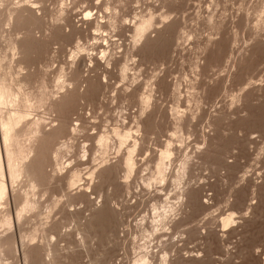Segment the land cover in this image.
Instances as JSON below:
<instances>
[{
    "label": "rangeland",
    "instance_id": "rangeland-1",
    "mask_svg": "<svg viewBox=\"0 0 264 264\" xmlns=\"http://www.w3.org/2000/svg\"><path fill=\"white\" fill-rule=\"evenodd\" d=\"M0 12V76L12 87L21 79L26 94L6 107L29 115L11 142L14 178L4 164L0 264H131L153 251L150 264L164 254L167 264L261 263L264 0H0ZM148 17L153 24L137 39L134 25ZM123 120L142 128L128 178L118 163L126 150L117 154L109 132ZM103 131L105 148L96 141ZM167 140L174 149L161 182L156 149ZM83 162L84 182L66 189V169ZM85 166L86 174L96 168L92 178Z\"/></svg>",
    "mask_w": 264,
    "mask_h": 264
},
{
    "label": "bare ground",
    "instance_id": "bare-ground-1",
    "mask_svg": "<svg viewBox=\"0 0 264 264\" xmlns=\"http://www.w3.org/2000/svg\"><path fill=\"white\" fill-rule=\"evenodd\" d=\"M32 5H34V4H32ZM15 8V7H14ZM107 9H108V7H106ZM10 9V8H9ZM12 9V8H11ZM19 9V8H18ZM21 9L22 8H20V10H18V11H21ZM25 10H26V8H24ZM7 10H8V8H7ZM29 9L27 8V11H28ZM18 11H14L13 10V14L11 15L12 17L13 16H16V18H18L20 15H21V13L23 14V9H22V12L20 13V12H18ZM30 11V10H29ZM35 11V10H34ZM6 12H8V11H6ZM31 12V11H30ZM32 12H33V10H32ZM31 12V13H32ZM1 13V12H0ZM25 13V12H24ZM30 13V14H31ZM10 14V13H9ZM0 15H2V13L0 14ZM8 15V14H7ZM25 15H26V13H25ZM88 15V13H86V15L85 16H87ZM10 16V15H9ZM22 16V15H21ZM24 16V15H23ZM22 16V17H23ZM30 16V15H29ZM34 16V15H33ZM32 16V17H33ZM135 16V15H134ZM138 16V15H137ZM148 16V15H147ZM142 17H143V15H142ZM19 18H21V17H19ZM85 18V17H84ZM137 18V17H136ZM167 18V17H166ZM166 18H164V19H166ZM27 19V17L25 18V20ZM102 19V18H101ZM160 19H162V18H160ZM164 19H163V21H164ZM34 20V19H33ZM84 20V19H83ZM104 20V19H103ZM129 20V19H128ZM10 21V20H9ZM16 21V20H15ZM138 21V20H137ZM162 21V20H161ZM11 22H13V21H11ZM99 22H101V21H99ZM124 22V21H123ZM130 22V21H129ZM133 22V21H132ZM131 22V23H132ZM152 21H151V17H148L147 19H144V18H142L138 23L136 22V25H134V32L135 33H133V35L136 37V36H145L143 33L145 32V30L150 26L151 27V24H153V23H151ZM165 22V21H164ZM83 23V22H82ZM92 23V22H91ZM106 23V22H105ZM160 23V22H159ZM22 24V23H21ZM83 24H85V23H83ZM90 24V23H89ZM162 24H163V22H162ZM29 25V24H28ZM27 25V26H28ZM92 25V24H91ZM131 25V24H130ZM102 26V25H101ZM153 26V25H152ZM96 27H97V24H96ZM95 27V28H96ZM93 28V27H92ZM87 29V28H86ZM89 29V28H88ZM94 29V28H93ZM150 28H148L147 30H149ZM95 30V29H94ZM101 30V29H100ZM132 30H133V27H132ZM146 30V31H147ZM102 32V31H101ZM97 33V32H96ZM106 33V32H105ZM137 38V37H136ZM142 38V37H141ZM138 39V38H137ZM136 40V39H135ZM134 40V41H135ZM140 40V39H139ZM15 45V44H14ZM14 47V46H13ZM77 50V49H76ZM79 50V49H78ZM107 51V50H106ZM102 52V50L100 51V53ZM72 53V52H71ZM112 53V52H111ZM103 55V54H102ZM110 56V55H109ZM112 56V55H111ZM98 57H100V56H98ZM105 57H106V55H105ZM104 57V58H105ZM90 58V57H89ZM102 58H103V56H102ZM111 58V57H110ZM1 59H3V58H1ZM95 59V58H94ZM109 59V58H108ZM93 60V59H92ZM113 60V59H112ZM2 61V60H1ZM81 61L83 62V60L81 59ZM98 61V60H97ZM101 61V60H100ZM106 61V60H105ZM116 61V60H115ZM89 62V61H88ZM73 63V62H72ZM80 63V62H79ZM91 63V62H90ZM98 63V62H97ZM82 64V63H81ZM109 64H110V62H109ZM125 64V63H124ZM1 65V64H0ZM2 65H3V62H2ZM73 65V64H72ZM91 65V64H90ZM100 65V64H99ZM104 65V64H103ZM93 66V65H92ZM102 66V65H101ZM105 66V65H104ZM107 67V66H106ZM125 67H126V65H125ZM2 68V67H1ZM0 68V69H1ZM77 68V67H76ZM79 68V67H78ZM90 68H91V66H90ZM89 68V69H90ZM95 68V67H94ZM105 68V67H104ZM127 68V67H126ZM125 68V69H126ZM3 69V68H2ZM1 69V70H2ZM75 69V68H74ZM93 69V68H92ZM122 70V73L121 74H124L125 72V69H124V67H122L121 68ZM5 71V70H4ZM120 71V72H121ZM127 71V70H126ZM82 72V71H81ZM7 73V72H6ZM77 74V76H81V75H78V72H76ZM104 74V73H103ZM126 74H127V72H126ZM1 75V74H0ZM22 75H24V74H22ZM106 75V74H105ZM5 76H6V74H5ZM5 76L3 75V76H0V200H2V198L4 197V195H5V191H6V186H5V183H4V181H5V179L3 180V177H4V175H3V171H4V164H5V166H6V169H7V173L9 174V178H10V176H12L13 178L16 176L15 174H16V172H18V171H16L17 169L16 168H14V169H16V170H13V163H14V161H13V156L16 154H14L13 155V150H12V152H11V149H12V147H11V145H14V144H11V142H14L15 140H16V138L18 137V132L20 131V127H19V124L21 123L20 121H21V118H23L24 120H25V116H26V114L27 113H25V111L24 110H20V108L21 109H23L22 107H20L19 108V110L17 109V110H15V109H13V108H7L6 107V105H14V107H15V105L18 103V102H16L15 101V99H16V95H18L17 93H19V90H21L20 88L21 87H19V85L21 86V84H23L24 82H22L21 81V79L19 80V82L17 83V81H15L16 83H17V86H15V84H14V81H12V83L14 84L13 85V87L15 86V88H13L12 86H11V83H7V78H5ZM11 76V75H10ZM75 76V75H74ZM30 77V76H29ZM28 77V78H29ZM121 77H122V75H121ZM10 78V77H9ZM95 78V77H94ZM93 78V79H94ZM108 78V77H107ZM15 79V78H14ZM96 79V78H95ZM124 79V78H123ZM7 80V81H6ZM10 80H11V78H10ZM9 80V81H10ZM97 80V79H96ZM95 80V81H96ZM101 80V79H100ZM100 80H98V81H100ZM22 82V83H21ZM84 82H86V79H85V81ZM105 82V81H104ZM21 83V84H20ZM65 84V83H64ZM88 84V83H87ZM97 84V83H96ZM68 85L70 86V84L68 83ZM58 86H59V84H58ZM57 86V87H58ZM17 87V88H16ZM60 87V86H59ZM65 87V86H64ZM97 87V86H96ZM69 88V87H68ZM72 88V87H71ZM87 88V87H86ZM89 88H91V87H89ZM103 88V87H102ZM62 89V88H61ZM84 89V88H83ZM26 90V89H25ZM59 90V89H58ZM65 90V89H64ZM69 90V89H68ZM75 90V89H74ZM105 90V89H104ZM22 91V90H21ZM66 91V90H65ZM87 92H89L88 90H86ZM102 91V90H101ZM124 91V90H123ZM23 92V91H22ZM25 92V91H24ZM23 92V93H24ZM64 92V91H63ZM22 93V94H23ZM59 93V92H58ZM69 93H70V91H69ZM82 93H83V91H82ZM19 94H21V93H19ZM25 94V93H24ZM28 94V93H27ZM30 94V93H29ZM61 94V93H60ZM94 94H95V92H94ZM146 94V93H145ZM26 95V94H25ZM31 95V94H30ZM98 95V94H97ZM97 95H94L95 97L97 96ZM147 95V94H146ZM144 96V95H142V96H144L143 97V99L142 98H140V100L142 101V104L144 103H149V101H148V96ZM19 96V95H18ZM70 96V95H69ZM27 97V96H26ZM73 97V96H72ZM96 99V98H95ZM19 100L21 101L22 99H21V97L19 98ZM18 100V101H19ZM25 100L26 99H24L23 101L25 102ZM67 100V99H66ZM100 100V99H99ZM146 100H147V102H146ZM16 102V104H15V102ZM31 101V100H30ZM141 101H139V102H141ZM28 102V101H27ZM26 102V103H27ZM40 102V101H39ZM99 102V101H98ZM20 103V102H19ZM28 103H30V102H28ZM22 103H20V105H21ZM62 104H63V102H62ZM67 104V103H66ZM100 104V103H99ZM141 104V105H142ZM4 105H5V107L7 108V113H5V114H3V112H5V111H1L3 108H5L4 107ZM22 105H24V104H22ZM26 105V104H25ZM28 105V104H27ZM65 105V104H64ZM17 106V105H16ZM3 107V108H2ZM13 107V106H12ZM18 107V106H17ZM24 107V106H23ZM2 108V109H1ZM27 108V107H26ZM32 108V107H31ZM66 108V107H65ZM65 108H63L64 110H65ZM141 108V107H140ZM61 109V108H60ZM60 109H58V110H60ZM96 109H98V108H96ZM144 109V108H143ZM143 109H141V111L143 110ZM27 110H29V109H27ZM175 109H173V110H171V111H173V112H175L174 111ZM34 111V110H33ZM100 111V110H99ZM145 111V110H144ZM98 112V111H97ZM143 113H145V112H143ZM99 115V114H98ZM24 116V117H23ZM27 116H29L28 114H27ZM26 116V117H27ZM81 116V115H80ZM83 116V115H82ZM174 116V115H173ZM30 117H32V116H30ZM30 117H28V118H26V119H29ZM121 117V116H120ZM92 118H94V117H92ZM80 119V118H79ZM82 119V118H81ZM179 119H181V118H179ZM192 119V118H191ZM37 120V119H36ZM125 120V119H124ZM124 120L122 121L124 124L126 123V121L124 122ZM127 120V119H126ZM134 120V119H133ZM136 120V119H135ZM182 120V119H181ZM84 121V120H83ZM131 121V120H130ZM137 121V120H136ZM140 121V120H139ZM34 122V121H33ZM33 122H31V123H33ZM39 122V121H38ZM81 122V121H80ZM121 122V121H120ZM24 123V122H23ZM30 123V122H29ZM31 123L29 124V126H31ZM35 123H36V121H35ZM119 123V122H118ZM134 123V122H133ZM136 123H138V122H136ZM39 124V123H38ZM122 125L121 124V127L120 126H118L117 128H116V126H114V127H112L111 129H112V131H111V129H110V133L112 134V138H111V136H110V133H109V136H108V133L107 132H105V131H103V132H105V133H107V134H102L101 135V133L100 132H97L96 134H98V133H100L99 135V137H98V135H96L98 138H96V136H95V138H96V141H97V144H99L102 148H105V147H107V144H108V139L109 138H111V139H113V138H115V140L117 141V143H118V148L116 147V151H117V154L119 155V153H120V150H122L123 149V147H124V149L126 150V153L123 155V157H121L120 158V162H118V163H121V164H119L120 165V167L122 166V168L124 167V169H125V172H126V178H128V176L130 175V173L132 172V170H133V168H134V153L136 152V151H138V149H139V140H141V139H137V137H138V135H139V133L141 132L140 131V129H142V128H140V129H138L140 126H139V123L138 124H136L137 126H136V129H133V127H135L134 125L131 127V126H129L128 124H131V123H129L128 122V124L126 123V125ZM135 124V123H134ZM179 124H180V122H179ZM178 124V125H179ZM209 124V123H208ZM37 125V124H36ZM98 125V124H97ZM97 125H95V126H97ZM118 125V124H117ZM128 125V126H127ZM175 125V124H174ZM210 125V124H209ZM19 127V130L17 129L18 127ZM26 126V125H25ZM28 126V125H27ZM40 126V125H39ZM64 126V125H63ZM62 126V127H63ZM80 126V125H79ZM176 126V125H175ZM32 127V126H31ZM30 127V128H31ZM35 127V126H34ZM177 127V126H176ZM179 127H181V126H179ZM29 128V127H28ZM36 128H39V127H37L36 126ZM82 128H83V126H82ZM85 128V127H84ZM92 128V127H91ZM90 128V129H91ZM34 129V128H33ZM41 129V128H40ZM88 129V128H87ZM95 129V128H94ZM175 129V128H174ZM173 129V130H174ZM23 129H21V131H22ZM24 130H26L25 128H24ZM39 130V129H38ZM75 130V129H74ZM83 130V129H82ZM89 130V129H88ZM87 130V131H88ZM29 131V130H28ZM33 131V130H32ZM37 131V130H36ZM93 131V130H92ZM108 131V130H107ZM140 131V132H139ZM23 132V131H22ZM22 132H21V134H22ZM31 132V131H30ZM95 132H96V130H95ZM137 132H139L138 133V135H137ZM179 132H182V131H179ZM85 133V132H84ZM177 133V132H176ZM20 134V135H21ZM27 134H29V132L27 133ZM86 134V133H85ZM89 134H91L92 135V132L91 133H89ZM88 134V135H89ZM94 134V133H93ZM172 134H173V132H172ZM178 134H180V136H181V133H178ZM87 135V134H86ZM172 135L170 134V137H171ZM24 137V136H23ZM90 137V136H89ZM173 137V136H172ZM175 137V136H174ZM179 137V136H178ZM22 138V137H21ZM21 138H20V141H21ZM88 138V137H87ZM168 138V137H167ZM176 138V137H175ZM169 139V138H168ZM208 139V138H207ZM87 140V139H86ZM93 140H95V139H93ZM178 140V139H177ZM182 140V139H181ZM180 140V141H181ZM19 141V140H18ZM43 141V140H42ZM108 141V142H107ZM111 141V140H110ZM112 141H114V140H112ZM173 141V140H172ZM171 141V142H172ZM115 142V141H114ZM171 142H170V140H167V141H165V143H164V141H163V143H164V145H162L161 144V148H158V149H156L157 151H158V154L156 155V159H155V176H156V178L159 180V181H164L165 179H166V177H167V175H166V171H167V168L166 167H168L167 166V163H169L170 162V159H171V155L173 154L172 153V150L174 149H172L171 148ZM179 142V141H178ZM177 142V143H178ZM184 142V141H183ZM182 142V143H183ZM16 143V142H15ZM21 143V142H20ZM111 143V142H110ZM109 143V144H110ZM116 143V142H115ZM128 143H131V145H127ZM174 143V142H173ZM181 142H179V144H180ZM17 144H18V142H17ZM108 144V145H109ZM112 144V143H111ZM178 144V145H179ZM98 145V146H99ZM157 145H159V144H157ZM99 146V147H100ZM110 146V145H109ZM108 146V147H109ZM129 146V147H128ZM179 146H181L182 147V145L180 144ZM16 147V146H15ZM15 147H13V148H15ZM100 147V148H101ZM160 147V146H159ZM175 147V146H174ZM181 147H179V149L181 148ZM199 147V146H198ZM19 148V147H18ZM18 148H16V149H18ZM83 148V147H82ZM141 148V147H140ZM203 148V147H202ZM30 149V148H29ZM175 149H176V147H175ZM199 150H200V148H198ZM204 149V148H203ZM15 150V149H14ZM18 150H21V149H18ZM18 150H16V152L17 153H21L22 151H23V147H22V151H18ZM107 150V149H106ZM25 151V153H27V151H32V150H28L27 149V151L26 150H24ZM86 151V150H85ZM90 151H92V149L90 150ZM101 151H105V150H102V149H100V153H102ZM124 151V150H123ZM122 151V152H123ZM148 151V150H147ZM15 152V151H14ZM29 152H28V154H26V155H28L29 157H30V155H29ZM34 152V151H33ZM32 152V153H33ZM87 152V151H86ZM121 152V153H122ZM155 152V151H154ZM31 153V152H30ZM85 153V152H84ZM105 153H106V151H105ZM105 153H102V154H105ZM22 154V153H21ZM34 154V153H33ZM23 156H25L26 157V155L25 154H22ZM84 155V154H83ZM116 155V154H115ZM120 155H122V154H120ZM17 156H19L20 158H21V156L20 155H17ZM17 156H15L16 157V159H20L19 157L17 158ZM101 156V155H100ZM25 157H23V159L25 158ZM29 157H26V159L28 158L29 159ZM32 157V156H31ZM84 157V156H83ZM88 157V156H87ZM91 157V156H90ZM89 157V158H90ZM120 157V156H119ZM177 157V156H176ZM33 158V157H32ZM31 158V159H32ZM37 158V157H36ZM99 158V157H98ZM102 158H103V156H102ZM118 158V157H117ZM187 157H185L184 159H186ZM87 159V158H86ZM91 159V158H90ZM100 159V158H99ZM104 159V158H103ZM103 159H102V161H103ZM15 160V159H14ZM21 160H22V158H21ZM182 160V159H181ZM12 161H13V163H12ZM17 161V160H16ZM24 161H25V159L23 160V162L21 161V163H24ZM30 161V160H29ZM35 161V160H34ZM85 162H87L86 160H84ZM88 161H90V160H88ZM101 161V160H100ZM106 161V160H105ZM176 161V160H175ZM174 161V162H175ZM18 162H20V161H18ZM33 162V161H32ZM85 162H83V163H80V164H78V165H76V164H73V169L74 170H70L69 171V169H66V171H67V175H66V180H65V186H66V189L68 188V190L71 188V187H75L76 185H78L79 183L78 182H80L82 179H83V177L81 176V174H80V170L78 169V167H79V165H85L86 163ZM183 162H184V160H183ZM16 163V162H15ZM21 163H18V164H20L21 165ZM55 163H56V161H55ZM69 163V162H68ZM71 163V162H70ZM88 164H89V162H87ZM102 163H105L104 161L102 162ZM102 163H100V164H102ZM171 163V162H170ZM169 163V164H170ZM17 164V165H18ZM59 164V163H58ZM67 164V163H66ZM181 164V163H180ZM16 165V166H17ZM31 164L30 163H24L23 164V171L24 170H26L27 172L28 171H30V166ZM59 165H61V164H59ZM70 165V164H69ZM75 165L77 166L76 168L78 169H76V168H74L75 167ZM172 165V164H171ZM183 165V164H182ZM14 166H15V164H14ZM68 166V165H67ZM118 166V165H117ZM184 166V165H183ZM186 166V165H185ZM20 167V166H19ZM62 167V166H61ZM70 166H68V168H69ZM86 167V166H85ZM83 168V169H85V171H82L83 172V175H91L90 177L92 178L93 176L92 175H94V172L96 171V168H94L95 170H94V172L92 171V169H91V171L92 172H89L88 170H90V168L89 167H86V168ZM170 167V166H169ZM189 167V166H188ZM92 168V167H91ZM114 168V167H113ZM181 168H182V166H181ZM184 168V167H183ZM182 168V169H183ZM57 169V168H56ZM83 169H81V170H83ZM86 169H88L87 171H88V173L86 174L85 172H86ZM62 170V169H61ZM65 170V169H64ZM106 170V169H105ZM177 170V169H176ZM16 171V172H15ZM20 171H22L21 170V168H20ZM19 171V172H20ZM55 171V170H54ZM66 171H64V172H66ZM109 171V170H108ZM5 172V171H4ZM5 172V173H6ZM31 172H33V171H31ZM30 172V173H31ZM56 172V171H55ZM54 172V173H55ZM60 171H58V173H59ZM62 172V171H61ZM29 173V172H28ZM177 173V172H176ZM180 173V172H179ZM182 173H185V172H182ZM19 174V173H18ZM17 174V175H18ZM58 175H61V174H58ZM125 175V174H124ZM185 175V174H184ZM153 176V175H152ZM182 176V175H181ZM180 176V177H181ZM11 177V178H12ZM80 177H82V179L80 178ZM85 178H88V176H84ZM190 177V176H189ZM4 178H6V177H4ZM125 178V177H124ZM125 178V179H126ZM175 178H176V176H175ZM185 178V177H184ZM152 179V178H151ZM177 179V178H176ZM190 179V178H189ZM10 180V179H9ZM84 180V179H83ZM82 180V181H83ZM88 180H90V179H88ZM155 180V179H154ZM175 180V179H174ZM150 181V180H149ZM152 181H153V179H152ZM156 181V180H155ZM181 181V180H180ZM84 182V181H83ZM187 182V181H186ZM82 183V182H81ZM149 183V182H148ZM154 183V182H153ZM175 183V182H174ZM176 184H177V182H176ZM148 185V184H147ZM32 186V185H31ZM65 189V188H64ZM74 189V188H73ZM86 189H89L88 187L86 188ZM183 189V188H182ZM67 190V191H68ZM71 190H72V188H71ZM185 190V189H184ZM181 191V190H180ZM193 191V190H192ZM209 194V193H208ZM14 195V194H13ZM205 196V195H204ZM14 197V196H13ZM166 197V196H165ZM168 197V196H167ZM183 197V196H182ZM59 198V197H58ZM58 198H57V200H58ZM61 198V197H60ZM178 198V197H177ZM184 198V197H183ZM195 198V197H194ZM198 198V197H197ZM196 198V199H197ZM166 199V198H165ZM187 199V198H186ZM186 199H185V201H186ZM195 199V200H196ZM4 200H6L5 199V197H4ZM12 200V199H11ZM26 200V199H25ZM23 201V202H26V201ZM56 200V198H54V201ZM164 200V199H163ZM188 200V199H187ZM198 200V199H197ZM19 201V200H18ZM17 200H16V202H18ZM53 201V202H54ZM59 201V200H58ZM65 201V200H64ZM63 201V202H64ZM183 201V200H182ZM192 201V200H191ZM31 202V201H30ZM36 202H37V199H36ZM57 202V201H56ZM61 202V201H60ZM164 202H166L165 200H164ZM190 202V201H189ZM196 202V201H195ZM207 202H208V200H207ZM29 202H27L26 204H28ZM52 203V202H51ZM50 203V204H51ZM59 203V202H58ZM201 203V202H200ZM204 203H206V201H204ZM1 204V203H0ZM4 204H5V201H4ZM23 204V203H22ZM31 204V203H30ZM34 204V203H33ZM54 204V203H53ZM62 204V203H61ZM67 204H68V202H67ZM2 205V204H1ZM0 205V206H1ZM69 205V204H68ZM166 205V204H165ZM16 206V205H15ZM23 206H24V204H23ZM27 206V205H26ZM31 206V205H30ZM163 206V205H162ZM200 207H202L201 205H199ZM214 206V205H213ZM34 207V206H33ZM51 207V206H50ZM155 207V206H154ZM167 207V206H166ZM208 207H209V205H208ZM21 208V207H20ZM30 208V207H29ZM32 208V207H31ZM63 208V207H62ZM66 208V207H65ZM156 209H157V207H155ZM154 208V209H155ZM2 209V208H1ZM3 209H4V207H3ZM26 209H28V208H26ZM34 209V208H33ZM51 209V208H50ZM53 209V208H52ZM52 209L50 210V211H52ZM153 209V208H152ZM166 209V208H165ZM171 211H172V209L171 208H169ZM17 210H19V209H17ZM23 210H24V208H23ZM32 210V209H31ZM55 210V209H54ZM19 211H21V210H19ZM18 211V212H19ZM27 211V210H26ZM49 211V210H48ZM47 211V212H48ZM50 211H49V213H50ZM159 212V211H158ZM161 212V211H160ZM164 212V211H163ZM162 212V213H163ZM165 212H167L166 210H165ZM170 212V211H169ZM0 213H1V211H0ZM20 213V212H19ZM156 214V213H155ZM164 214V213H163ZM210 214H212V213H210ZM230 214V213H229ZM47 215H49V214H47ZM161 215V214H160ZM214 215V214H213ZM227 215V214H226ZM162 216V215H161ZM164 216V215H163ZM165 216H167V214H165ZM170 216V215H169ZM229 216H232L231 214L229 215ZM228 215H227V217L225 218H223L222 219V227H225V226H227L228 225V223L230 222V218L231 217H229ZM19 217V216H18ZM157 217V216H156ZM144 218V217H143ZM142 218V219H143ZM213 218V217H212ZM215 218V217H214ZM156 219V218H155ZM161 219V218H160ZM160 219H157V222L160 220ZM167 219V217L165 218V220ZM219 219V218H218ZM207 220V219H206ZM142 221V220H141ZM161 221V220H160ZM159 221V222H160ZM201 221H203V220H201ZM211 221V220H210ZM219 221V220H218ZM144 222V221H143ZM153 222V221H152ZM155 222V221H154ZM158 222V223H159ZM164 222V221H163ZM162 222V223H163ZM172 222V221H171ZM212 222H215V221H212ZM158 223H156V224H158ZM176 223H177V221H176ZM219 223V222H218ZM164 224V223H163ZM163 224H161L160 223V225H163ZM168 224V223H167ZM174 224V223H173ZM231 224V223H230ZM229 224V225H230ZM153 225H154V223H153ZM172 225V224H171ZM152 226V225H151ZM165 226V225H164ZM170 226V225H169ZM173 226V225H172ZM178 226H179V224H178ZM139 227V226H138ZM145 227V226H144ZM156 227V226H155ZM159 227V226H158ZM147 228V227H146ZM145 228V229H146ZM161 228H162V226H161ZM166 228V227H165ZM204 228V227H203ZM218 228V227H217ZM151 229V228H150ZM157 229V228H156ZM160 229V228H159ZM167 229V228H166ZM165 229V230H166ZM170 229V228H169ZM175 229V228H174ZM205 229V228H204ZM203 229V230H204ZM225 229V228H224ZM160 230H163V229H160ZM144 231V230H143ZM145 232V231H144ZM147 232H149V231H147L146 230V232L145 233H143L144 235L147 233ZM156 232H157V230H156ZM156 232H154V233H156ZM161 232V231H160ZM170 232V231H169ZM178 232V231H177ZM189 232V231H188ZM202 232H204V231H202ZM137 233H138V231H137ZM141 233V232H140ZM151 233H153V232H151ZM154 233H153V235H154ZM158 233V232H157ZM166 233V232H165ZM164 233V234H165ZM192 233V232H191ZM197 233H198V231H197ZM148 234H150V233H148ZM148 234H146V235H148ZM167 234H169V233H167ZM205 234V233H204ZM153 235H151V236H153ZM157 235V234H156ZM200 235V234H199ZM159 236V235H158ZM175 236V235H174ZM178 236V235H177ZM191 236V235H190ZM6 237V236H5ZM9 237V236H8ZM149 237H150V235H149ZM149 237H147V239L149 238ZM154 237V236H153ZM162 237V236H161ZM163 237H165V236H163ZM182 237V236H181ZM137 238V237H136ZM140 238V237H139ZM144 238H145V236H144ZM143 238V239H144ZM159 238V237H158ZM3 239V238H2ZM5 239V238H4ZM7 239V238H6ZM5 239V240H6ZM9 239V238H8ZM146 239V240H147ZM161 240H162V238H160ZM1 240V239H0ZM136 240V239H135ZM150 240H152L151 238H150ZM154 240V239H153ZM157 240V239H156ZM156 240H154V241H156ZM164 240V239H163ZM180 240V239H179ZM2 241H4V240H2ZM138 242V241H137ZM147 242V241H146ZM150 242V241H149ZM149 242H147V243H149ZM170 242V241H169ZM135 243V242H134ZM146 243V244H147ZM146 244H144V245H146ZM157 244V243H156ZM140 245V244H139ZM152 245V244H151ZM158 246H159V244H157ZM162 245V244H161ZM169 245V244H168ZM133 246V245H132ZM163 246V245H162ZM140 247H141V245H140ZM139 247V248H140ZM153 247V246H152ZM151 247V248H152ZM157 247V246H156ZM144 248L145 247H141L140 249L142 250H144ZM139 249V250H140ZM148 249H150L149 247H148ZM158 249V248H157ZM151 250V249H150ZM149 250V251H150ZM160 250V249H159ZM144 251H146V248H145V250ZM148 251V252H149ZM154 252V251H153ZM153 252H150L149 253V255L152 253V254H154ZM160 252V251H159ZM159 252L157 251V253L159 254ZM133 253H134V251H133ZM136 253V252H135ZM146 253V252H145ZM142 253L141 254V252H140V254L138 255L139 257L138 258H134L135 256H136V254H134V255H132V256H134L133 258V260H131L130 262H131V264H150L151 262H149V261H151V259H152V254L149 256V258H151V259H149L148 258V256L146 255V254H148V253ZM164 253V252H163ZM162 253V254H163ZM168 254V253H167ZM124 255V254H123ZM155 255H157V254H155ZM154 256V255H153ZM159 256H160V254H159ZM162 257H160L161 259H162V261L160 262V264H167V262H166V255L164 254V255H161ZM137 257V256H136ZM154 258V257H153ZM157 259V258H156ZM262 259V258H261ZM126 260V259H125ZM149 260V261H148ZM159 260V259H158ZM127 261V260H126ZM125 261V262H126ZM153 261V260H152ZM155 261V260H154ZM154 261H153V263H154ZM149 262V263H148ZM152 263V264H153ZM157 264H159V263H157ZM260 264H264V256H263V259H262V261H261V263Z\"/></svg>",
    "mask_w": 264,
    "mask_h": 264
}]
</instances>
